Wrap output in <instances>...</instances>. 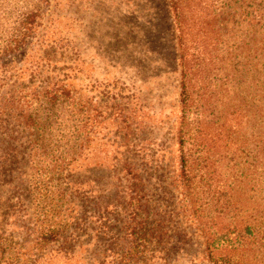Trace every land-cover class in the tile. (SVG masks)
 Segmentation results:
<instances>
[{"label":"rangeland","instance_id":"1","mask_svg":"<svg viewBox=\"0 0 264 264\" xmlns=\"http://www.w3.org/2000/svg\"><path fill=\"white\" fill-rule=\"evenodd\" d=\"M201 1L189 5L205 13L206 33L194 18L187 27L197 46L207 34L200 43L207 49L191 63L185 120L168 0L49 1L39 30L52 44L54 78L71 97L55 111L42 143L0 178V263L209 264L195 224L186 221L193 208L183 210L176 187L183 122L184 148L203 163L194 184L199 225L212 219L230 229L236 175L244 192L252 185L263 194L264 32L252 19L264 20V8L253 12L264 0ZM124 163L156 177L146 187L152 203L182 238L148 237L139 256L126 245L115 227L123 216ZM158 185L166 200L155 195ZM260 205L256 236L264 225Z\"/></svg>","mask_w":264,"mask_h":264},{"label":"trees","instance_id":"2","mask_svg":"<svg viewBox=\"0 0 264 264\" xmlns=\"http://www.w3.org/2000/svg\"><path fill=\"white\" fill-rule=\"evenodd\" d=\"M49 1L0 0V178L9 171L12 164L23 158L26 151L35 150L37 143H42L43 132L52 125L49 121L55 111L60 105L66 104L65 102L70 100L68 97H71L67 87L54 78L56 68L52 66V60L48 61L47 58L50 57L49 49H53L52 44L42 41L43 34L39 30L42 15ZM168 1L176 32L183 119L186 117L185 108L190 102L189 97L193 96L191 63L195 55L206 53L207 49L206 45L200 44L205 43L207 34H201L202 40L197 46V39L191 37L187 26L194 18L197 21L196 28L200 33H206L204 22L206 15L203 11L196 14L191 9L193 3L199 4L201 0ZM254 4L250 8L257 6V3ZM255 8L253 12H256L257 8H264V5ZM252 22L260 27L262 33L264 32L263 19L256 15ZM43 47L47 50H42ZM262 57L264 66V55ZM260 97H262L263 128L260 151L264 175V81ZM184 123L178 127L180 186L176 187L180 191L178 195L183 210L187 208L186 212H189L190 208H193L186 221L195 224V234L203 239L205 262L264 264V225L260 236H256L252 231L257 205L261 204L262 218H264V192L258 193L252 185L244 192L240 176L234 177L229 189L233 211L230 229L225 230L224 227L219 226L218 221L212 219H209L210 224L199 225L201 220L194 209V199L199 193L194 192V184L199 177L198 172L203 169V163L199 157L184 148ZM121 174L126 180V193L121 197L124 205L120 212L123 216L121 220L120 217L119 221L116 220L120 226L115 227L116 230L121 229L123 237L126 238V245L135 249L133 253L137 256L143 253L145 240L148 237L153 243L158 240L163 241L164 238H182L179 235L183 232L176 226L170 227L171 230L166 228L172 219L166 220L165 216L160 217L156 206L152 203L150 190L146 187L151 184V180L157 181L156 177L128 163L122 165ZM163 189L166 191L165 186L163 188L158 185L155 188V195L160 196L161 201L167 199ZM124 198H127V202ZM117 209L118 205L114 210ZM41 236L49 238L47 233Z\"/></svg>","mask_w":264,"mask_h":264}]
</instances>
